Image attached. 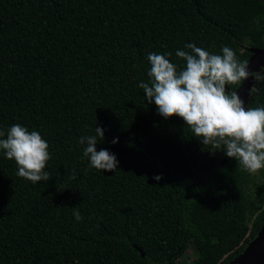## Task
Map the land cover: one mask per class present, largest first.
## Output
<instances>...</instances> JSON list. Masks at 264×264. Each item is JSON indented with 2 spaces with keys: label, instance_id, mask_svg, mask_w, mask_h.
I'll return each instance as SVG.
<instances>
[{
  "label": "trees",
  "instance_id": "trees-1",
  "mask_svg": "<svg viewBox=\"0 0 264 264\" xmlns=\"http://www.w3.org/2000/svg\"><path fill=\"white\" fill-rule=\"evenodd\" d=\"M187 44L249 61L264 0H0V130L38 131L51 155V179L33 183L0 151V264H179L188 250L189 264H230L245 252L264 225V169L204 146L139 87L149 53L182 66ZM255 86L248 105L264 107ZM96 126L116 172L83 156Z\"/></svg>",
  "mask_w": 264,
  "mask_h": 264
},
{
  "label": "clouds",
  "instance_id": "clouds-1",
  "mask_svg": "<svg viewBox=\"0 0 264 264\" xmlns=\"http://www.w3.org/2000/svg\"><path fill=\"white\" fill-rule=\"evenodd\" d=\"M185 49L175 53L182 66L171 62L172 53L148 54L150 79L139 84L145 100L154 103L164 119L181 118L204 146L222 147L225 155L246 172L254 174L264 169V107L245 106L237 92L249 78L257 84L264 82V68L252 72L249 61L240 60L227 46L222 47L221 54L195 44H187ZM257 92L253 86L249 95ZM103 139L104 130L97 126L95 135L81 136L83 156L92 168L116 172V155L103 148L97 151L98 141ZM0 151L6 159L14 160L18 177L33 183L51 179L45 170L51 159L49 145L38 131H29L19 123L6 132L0 130ZM72 178H76L74 170ZM154 179L159 181L161 177ZM73 215L77 221L83 219L78 208H73Z\"/></svg>",
  "mask_w": 264,
  "mask_h": 264
},
{
  "label": "water",
  "instance_id": "water-1",
  "mask_svg": "<svg viewBox=\"0 0 264 264\" xmlns=\"http://www.w3.org/2000/svg\"><path fill=\"white\" fill-rule=\"evenodd\" d=\"M248 51L251 54L249 60L250 70L258 72L264 68V44L261 49L250 48ZM255 83L252 78H249L242 83V86L237 91L245 106H248L250 99L249 91L255 86ZM137 251L144 257V253L140 249H137ZM230 264H264V225L256 239L248 246L245 252Z\"/></svg>",
  "mask_w": 264,
  "mask_h": 264
},
{
  "label": "rangeland",
  "instance_id": "rangeland-1",
  "mask_svg": "<svg viewBox=\"0 0 264 264\" xmlns=\"http://www.w3.org/2000/svg\"><path fill=\"white\" fill-rule=\"evenodd\" d=\"M242 86V85H241ZM240 86V87H241ZM240 88H238L237 89V91L239 90ZM217 152L219 153V154H221L222 153V151H221V149H217ZM222 156V155H221ZM224 161L225 160H223V162L222 163H224ZM261 179L260 178H257V180H256V182H255V185H260L261 184ZM194 253H193V251L192 250H188L186 253H185V255L180 259V260H178V263L179 264H189V263H191L192 262V260L194 259Z\"/></svg>",
  "mask_w": 264,
  "mask_h": 264
}]
</instances>
